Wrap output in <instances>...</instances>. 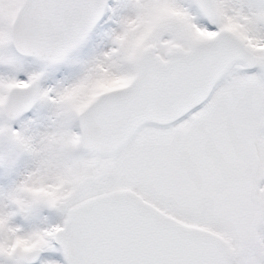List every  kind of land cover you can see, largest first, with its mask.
I'll return each instance as SVG.
<instances>
[{
    "label": "snow or ice",
    "instance_id": "obj_1",
    "mask_svg": "<svg viewBox=\"0 0 264 264\" xmlns=\"http://www.w3.org/2000/svg\"><path fill=\"white\" fill-rule=\"evenodd\" d=\"M0 264H264V0H0Z\"/></svg>",
    "mask_w": 264,
    "mask_h": 264
}]
</instances>
